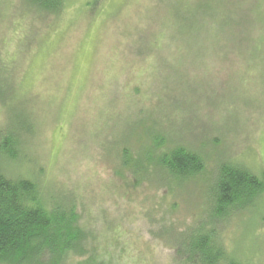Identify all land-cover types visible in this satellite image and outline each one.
Here are the masks:
<instances>
[{
  "label": "rangeland",
  "instance_id": "rangeland-1",
  "mask_svg": "<svg viewBox=\"0 0 264 264\" xmlns=\"http://www.w3.org/2000/svg\"><path fill=\"white\" fill-rule=\"evenodd\" d=\"M64 1L20 39L28 3L0 0V129L13 113L33 128L8 171L78 206L98 262L172 264L177 239L211 226L220 164L264 178V0ZM174 147L204 170L168 175L157 158ZM215 226L264 264V193Z\"/></svg>",
  "mask_w": 264,
  "mask_h": 264
},
{
  "label": "trees",
  "instance_id": "trees-1",
  "mask_svg": "<svg viewBox=\"0 0 264 264\" xmlns=\"http://www.w3.org/2000/svg\"><path fill=\"white\" fill-rule=\"evenodd\" d=\"M25 1L29 5V26L34 29L31 34L24 30L26 36L20 39L34 36L36 28L44 26L47 19L54 26L65 10L64 0ZM8 83L4 79L5 89ZM6 96V92H0L2 104ZM11 117L10 124L0 129V264H72L75 258L85 257V262L78 264H102L96 257V236L80 224L75 203L65 197H51L32 173H9L10 165L26 150L33 133L32 126H26L30 120L16 113ZM157 162L168 175L181 180L204 170L198 154L187 148L174 147L160 154ZM213 190L210 228L192 230L189 237L177 239L172 264H245L227 252L215 224L252 208L264 193V178L242 163L229 160L218 166Z\"/></svg>",
  "mask_w": 264,
  "mask_h": 264
}]
</instances>
